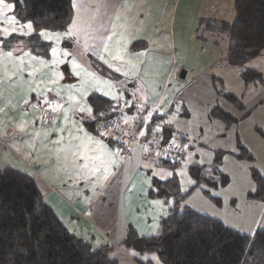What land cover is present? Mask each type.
<instances>
[{
  "label": "crops",
  "instance_id": "crops-1",
  "mask_svg": "<svg viewBox=\"0 0 264 264\" xmlns=\"http://www.w3.org/2000/svg\"><path fill=\"white\" fill-rule=\"evenodd\" d=\"M170 3L172 0H130L126 4L122 0H72L70 24L65 32L54 35L63 39L62 54L80 62L74 63L73 68L65 67L69 78L61 79L59 87L69 95L55 92L48 98L39 92L49 86L58 90L57 74L47 66L51 55L48 59L38 58L21 46L2 50L4 38L28 36L33 29L24 27L27 23L13 24L12 10L5 9L0 17V170L11 169L30 177L46 206L68 232L90 242L93 248L111 246L110 254L119 264L151 259L124 249L120 242L127 225L141 235L158 231L160 221L167 216L168 204L148 199L147 191L152 177H167L156 175L164 167L144 157L141 142H131L129 152L121 158L122 142L114 134L102 138L101 132L98 135L85 128V120H95L93 113L89 117L87 112L91 94L129 107L126 121L129 125L140 121L137 133L145 123V130L148 128L154 115L162 124H169L170 141L184 150L188 142L180 162L183 164L212 163L214 154L200 146L195 149L193 143H198L194 139L213 140L214 150L234 153L239 137L236 129L245 128L239 123L253 126L264 122V84H245L240 78L245 69L264 75V53L243 67L229 65L228 48L221 45L225 38L220 37L227 32L207 24H230L234 19V0H183L189 18L180 19L176 27H170L171 18L163 17ZM203 21L207 23L202 25ZM45 34L42 38L52 47L53 34ZM136 42L143 45L139 50L132 49ZM92 60L106 66L119 80L99 76L91 68ZM130 68L134 69L133 75L128 74ZM182 71L183 79L190 75L192 80L184 88H174L173 81L180 79ZM125 75L134 78L131 96H125L121 104V90L116 83ZM138 83L142 86L140 91L134 90ZM78 85L85 87L82 95L71 90ZM105 86L112 91H106ZM186 89L206 90L213 102L186 101ZM106 93L109 94L105 96ZM222 93L236 96L242 110L226 101ZM81 107L85 111L81 112ZM216 107L236 122L226 126L212 117ZM259 114L263 116L258 121ZM147 224H151L148 231L140 228ZM152 259L156 264V259Z\"/></svg>",
  "mask_w": 264,
  "mask_h": 264
},
{
  "label": "trees",
  "instance_id": "trees-1",
  "mask_svg": "<svg viewBox=\"0 0 264 264\" xmlns=\"http://www.w3.org/2000/svg\"><path fill=\"white\" fill-rule=\"evenodd\" d=\"M6 3L15 5L12 15L21 24L31 23L33 32L28 36L4 38L2 50L11 51L21 46L35 57L48 59L51 43L45 41L40 33L66 31L73 16L72 0H6ZM233 8L234 19L230 24H205L227 32L231 45L227 49L226 61L231 66L243 67L264 53V0H234ZM141 46V43H136L132 49L139 50ZM91 68L106 80H119L118 75L96 60L91 61ZM240 78L245 84H264V75L257 70L245 69ZM222 96L242 110L236 96L231 93H222ZM87 103L95 120H85L84 126L100 135L98 122L111 119L118 112V106L97 94H91ZM211 115L226 126L236 122L217 107ZM159 119L154 115L147 131H154L162 142L170 141V125L162 124ZM236 147L239 152L235 157L252 160L239 140ZM221 154L217 151L208 166H190L194 186L187 192L180 191L174 171L164 179L152 177L147 197L168 204V213L160 221L158 231L150 236H142L133 226H126L120 246L137 256L151 257L146 261L136 260V264H154L152 258L156 259V264H264V230H257L253 237L240 235L189 207L181 209L183 202L198 186L211 199L210 189L228 183V176L218 168ZM144 157L170 170L182 161L164 156L152 157L145 150ZM251 175L257 186L252 197L264 202V176L255 169ZM212 199L218 201V198ZM112 250L111 246L93 248L68 232L46 206L30 177L11 169L0 170V264H119L111 256Z\"/></svg>",
  "mask_w": 264,
  "mask_h": 264
},
{
  "label": "rangeland",
  "instance_id": "rangeland-1",
  "mask_svg": "<svg viewBox=\"0 0 264 264\" xmlns=\"http://www.w3.org/2000/svg\"><path fill=\"white\" fill-rule=\"evenodd\" d=\"M122 2L126 4L130 2V0H122ZM4 11L5 9L2 7V9L0 10V17H3ZM193 12L195 13L194 10ZM164 16H167L168 20L171 18L170 27H172L173 25H175L176 27L180 19L189 18L188 10L186 11L183 9V0H172V3L169 4L167 10L164 12L163 17ZM75 20H77V17ZM204 23L205 21H203L202 25ZM56 34L60 35V33ZM52 36L54 37H52L53 45L51 49V61L47 66L51 69V71H55V73L57 74L55 84L58 86V90H56L54 86L52 87V89H49V86L47 88L48 90H42L41 92H39V94H41L43 98H48L49 96L51 97L52 95H55V92L64 95H69L64 88L59 87L61 85V79L69 78V75L64 71L66 66L73 68L75 66L74 63L79 64L80 62L79 59H74L71 56H64L61 52L60 47L61 41H63V39L61 37H55L57 35L54 34ZM220 37L225 38V42L221 41V45H225L227 49L230 45V40L227 33L221 34ZM63 47H65V44H63L62 48ZM53 49H55V55H53ZM130 69L131 70H129L128 74L133 75L132 72L134 71V69ZM191 77L192 76L189 75L183 80L178 79V77L175 78V80L173 81V87L175 88L180 85L181 88H184L188 84V82L192 80ZM132 78L134 77L125 75L122 77L121 82L116 83V87L120 88L122 96V100L118 103L123 104L124 97L126 96L127 98H129V96H131L130 93L132 89H130V86L133 83ZM109 83L111 85H114V83L110 81ZM141 87L142 86L140 85V83H138L134 90L138 89V91H140ZM39 88L43 89L44 87ZM84 88L85 87H83L82 85H78L77 87L71 90H74L76 93L82 95L85 92ZM104 88L109 93L112 91V88L106 86ZM216 88L220 90L219 85H217ZM101 90L102 88L99 87L98 91ZM221 90L223 91V88H221ZM184 91L186 94V97L184 99L186 101L213 102V100H211L213 98H211L207 94L206 90H199V92H193L191 89H186ZM224 91H227L226 88H224ZM109 93H106L104 95L107 96V94ZM61 94H58L57 97H60ZM127 110L124 111V116L127 115ZM262 116L263 114H259L257 120L259 121ZM181 123L186 124L184 121H181ZM239 126L245 128H243L242 130L236 129L239 133V137H237L236 141L239 140L240 145L248 152V154L251 155L252 160L247 158L240 159L235 157L234 155L239 152L237 147L234 153H227L225 151H221L222 154L221 156H219L221 162L218 168L219 171L224 172V174L228 176V183L223 186H218V188L216 189H210L212 198H218V201L212 198L208 199L204 195L202 188L200 189L201 186H198V188H196V190L192 192L189 197L183 202L181 209L189 207L190 209H193L202 215L208 216L223 223L226 227L234 230L240 235L253 237L257 230H264V202L252 197L257 190V186L251 175L252 169H255L262 176H264V122H260L259 124H255L253 126H251V123L249 122L243 124L239 123ZM232 132V135L234 136L235 131ZM194 140L198 143H193L195 149L199 150L198 147L200 146L203 147V149L205 148L208 154H214L211 161L213 162L216 157V152L220 151L214 150V145L212 142L213 140ZM186 145L187 146L184 145V148L187 149V147H189L188 142H186ZM201 158L202 157H199L197 159L198 163H200ZM183 163L184 162L180 163L178 166H176L174 170H171L170 172L172 173V171H174V174L179 179V188H181L180 191L182 193L188 191L192 186H194V179L192 178V174L190 172L191 163ZM169 171L170 169L164 167V169H159L158 171H156V175L162 178L164 177V175H166L165 177H168L170 176L168 175ZM202 185L205 186L204 184ZM63 221L65 220L63 219ZM151 224L140 226V228L148 231ZM139 234L141 235V232ZM142 236L148 235L142 234ZM89 245L92 246L90 242ZM146 256L149 257V255Z\"/></svg>",
  "mask_w": 264,
  "mask_h": 264
},
{
  "label": "built area",
  "instance_id": "built-area-1",
  "mask_svg": "<svg viewBox=\"0 0 264 264\" xmlns=\"http://www.w3.org/2000/svg\"><path fill=\"white\" fill-rule=\"evenodd\" d=\"M118 112L109 120L100 122L101 133H104L102 138H107V135L114 134L117 141L122 142L120 157L124 158L129 152V144L134 141H139L143 144L146 154L152 157L164 156L170 160H181L185 154V150L178 143L173 141L162 142L154 133L148 132L146 128L147 123L141 125L139 133L136 128L140 121H136L133 125H129L124 116L126 105H117ZM137 118H140L139 115ZM126 131L129 133L127 135ZM110 132V133H108ZM124 143H127L125 146ZM124 147V148H123Z\"/></svg>",
  "mask_w": 264,
  "mask_h": 264
},
{
  "label": "snow or ice",
  "instance_id": "snow-or-ice-1",
  "mask_svg": "<svg viewBox=\"0 0 264 264\" xmlns=\"http://www.w3.org/2000/svg\"><path fill=\"white\" fill-rule=\"evenodd\" d=\"M0 6H2L4 9H7V10H14V8H15L14 4L6 3V0H0ZM11 22L13 24L18 23V21L16 20V18L14 16L12 17V21ZM24 27H26L28 29H31L32 28V24L31 23H27V24L24 25ZM70 30H71V26H70V29H69V34H70ZM12 31L15 32V29L13 28ZM10 34L11 33H9V35ZM22 34H24V33H22ZM40 35L41 36H45L46 34L44 32H41ZM48 38L50 39L51 37H48ZM53 55H55V49H53ZM55 110L56 109L53 108V111H55ZM80 111L83 112V111H85V109L83 107H81ZM87 112H88L89 117H91L92 116V109L88 108ZM103 135H104V133H101V136H103ZM89 139H91V138H89ZM97 143H99V142H97ZM168 175H171V173H168Z\"/></svg>",
  "mask_w": 264,
  "mask_h": 264
},
{
  "label": "water",
  "instance_id": "water-1",
  "mask_svg": "<svg viewBox=\"0 0 264 264\" xmlns=\"http://www.w3.org/2000/svg\"><path fill=\"white\" fill-rule=\"evenodd\" d=\"M179 78H180V79H183V78H184V71L180 72V74H179Z\"/></svg>",
  "mask_w": 264,
  "mask_h": 264
}]
</instances>
